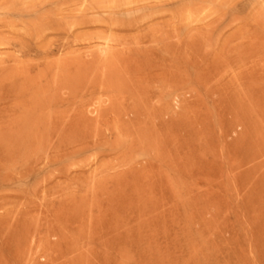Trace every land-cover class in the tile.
<instances>
[{
  "label": "rangeland",
  "instance_id": "1",
  "mask_svg": "<svg viewBox=\"0 0 264 264\" xmlns=\"http://www.w3.org/2000/svg\"><path fill=\"white\" fill-rule=\"evenodd\" d=\"M126 1L132 3L131 9H169L145 21L144 28L176 24L184 40L189 29L205 30L197 63L214 62L211 83L216 89L208 93L201 87L195 97L185 87L179 99L183 122L171 142L180 146L183 168L170 172L172 181L162 186L114 184L105 181L114 172L108 168L109 158L99 157L96 148L71 159L36 164L42 153L30 155L26 162L20 154L8 156L0 140V264H264V29L260 39L253 40L263 47L261 58L230 60L235 47L249 41L255 20L264 18V7L258 0H247L244 12L235 8L245 0H119V4ZM139 16L121 13L129 23ZM17 29L23 32V27ZM104 29L81 28L75 33ZM61 41L50 31L36 47L41 52L55 49L54 54L26 57L19 47L4 46L0 58L14 56L26 66L38 62L40 83L45 84L46 75L59 74L48 63L70 55L69 49L57 50ZM106 47V41L95 40L74 48L88 52ZM192 61L188 53L182 55L188 71L201 73ZM242 64L246 70H259L253 76L258 85L247 95L237 78ZM173 104L177 107V101ZM210 153L217 156L210 171L214 209L211 214L205 210L204 218L207 222L215 218L214 234L200 225V206L207 208L208 198L198 200L197 184L200 154ZM125 170L121 167L118 173Z\"/></svg>",
  "mask_w": 264,
  "mask_h": 264
},
{
  "label": "bare ground",
  "instance_id": "2",
  "mask_svg": "<svg viewBox=\"0 0 264 264\" xmlns=\"http://www.w3.org/2000/svg\"><path fill=\"white\" fill-rule=\"evenodd\" d=\"M258 4L264 7V0ZM131 6L130 1L119 4V0H0V47H19L26 57L43 52L50 56L55 49L41 52L36 43L51 31L62 39L57 50H70L64 60L48 63L59 74L46 75L45 84L40 83L38 62L26 66L14 56L0 58V140L8 156L20 154L27 162L30 155L42 153L35 163L49 164L96 148L99 157L109 158L108 168L114 172L107 174L105 181L114 184L130 181L156 187L172 181L170 172L180 173V146L171 142L183 122L179 99L186 93L185 87L192 95L201 87L215 93L211 83L215 64L207 60L200 66L197 63L205 30L189 29L184 40L176 24L144 28L145 21L161 17L169 9ZM247 6L245 0L235 10L244 12ZM122 12L140 16L129 23L121 18ZM96 27L105 29L75 33ZM263 29L264 18L259 16L250 29L249 41L235 47L231 62L237 57L245 60L247 55L262 57L263 47L253 40L260 39ZM95 40L106 41L107 47L88 52L74 48ZM184 53L191 56V66L202 68L201 73L188 71L182 62ZM251 69L242 64L237 73L246 95L258 85L253 76L259 75V70ZM216 160L214 153L200 154L197 162L198 200L202 203L208 198L207 208L200 206L199 222L212 234L217 222L213 216L207 222L204 211L211 214L214 209L210 171ZM121 167L126 170L118 173ZM205 171L209 172L206 178ZM203 182L208 197L202 192ZM203 242L204 238L201 254Z\"/></svg>",
  "mask_w": 264,
  "mask_h": 264
}]
</instances>
